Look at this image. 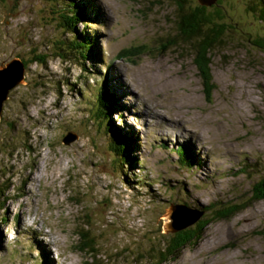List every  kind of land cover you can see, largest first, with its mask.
Wrapping results in <instances>:
<instances>
[{"label":"rangeland","instance_id":"rangeland-1","mask_svg":"<svg viewBox=\"0 0 264 264\" xmlns=\"http://www.w3.org/2000/svg\"><path fill=\"white\" fill-rule=\"evenodd\" d=\"M77 1L94 41L85 62L57 49L70 37L59 0H0V67L28 63L0 115V189L10 184L0 195V264H155L171 204L214 201L243 206L164 264H264V199L251 197L264 174V49L253 44L264 40L261 5L219 0L225 31L207 98L188 43L168 45L178 34L171 0ZM106 78L121 113L111 120L135 136L134 174L94 116ZM180 145L198 164L177 161ZM80 227L98 256L77 248Z\"/></svg>","mask_w":264,"mask_h":264},{"label":"trees","instance_id":"trees-1","mask_svg":"<svg viewBox=\"0 0 264 264\" xmlns=\"http://www.w3.org/2000/svg\"><path fill=\"white\" fill-rule=\"evenodd\" d=\"M174 4L173 20L176 23L178 34L173 37H168V45L174 46L177 39L181 42L188 43L190 47V54L200 77L201 85L205 96L208 98L215 89V84L212 79L210 64L212 62V55L219 47L222 41V33L225 31L224 25L220 20L223 18L222 13L217 8L219 0L211 6H201L193 0H171ZM61 7L66 6L59 13V24L70 37L65 39L63 46H57L61 55L63 53L74 54L80 57L83 62L91 59L93 56L94 41L86 34L84 26L88 23L84 17V5L77 0H59ZM256 4H260L259 15L260 19L264 20V0H257L254 4L249 5L250 10L256 12ZM213 8L212 11L210 9ZM83 26L79 27L78 24ZM167 41V42H168ZM254 45L261 46L264 49V40L255 39ZM167 44L164 49L166 50ZM141 46H133L131 49L122 50L127 52V56H132ZM65 52H64V51ZM130 51V52H129ZM91 57V58H90ZM20 59V58H19ZM23 61L25 67L27 61ZM32 62L45 63L46 57L43 55H34ZM106 81L101 82L96 96H95V111L94 116L98 121L104 124L109 137V148L117 158L122 160V165L130 167L132 174H134L135 157L131 155L134 145V134L131 130H126V134L120 129L116 128L111 116L113 113L121 114L120 108H117L115 97L111 93ZM177 160L182 165L193 167V153L186 148L185 145L177 146ZM244 166H246L244 164ZM10 188V184L6 185L3 190L0 189V195L6 193ZM251 197L257 200L264 199V174L260 177L251 188ZM222 201H214L207 205H198L195 207L198 211L207 212L208 216H202L193 225H190L182 230L168 233L161 243L155 248L157 253H153L155 264H164L170 259H174L184 247L197 242L203 235L204 228L212 221L231 218L240 209L242 203H225L221 205ZM188 206V205H187ZM3 207V206H1ZM190 207V206H188ZM4 216L0 217V222H5ZM87 224V223H85ZM87 228V227H86ZM78 249L83 253L91 254V256H98L93 237L87 232L85 228L80 227L78 230ZM43 253V252H42ZM43 256L48 258V255ZM53 264V263H52Z\"/></svg>","mask_w":264,"mask_h":264},{"label":"water","instance_id":"water-1","mask_svg":"<svg viewBox=\"0 0 264 264\" xmlns=\"http://www.w3.org/2000/svg\"><path fill=\"white\" fill-rule=\"evenodd\" d=\"M217 0H196L201 6H211ZM25 65L19 58L8 61L4 66L0 67V115L4 101L7 99L11 89L23 82L25 78ZM74 134L64 135L62 143L69 145L75 139ZM203 214L188 207L184 203H172L168 212L170 222L166 225L167 232H176L190 225H193Z\"/></svg>","mask_w":264,"mask_h":264},{"label":"bare ground","instance_id":"bare-ground-1","mask_svg":"<svg viewBox=\"0 0 264 264\" xmlns=\"http://www.w3.org/2000/svg\"><path fill=\"white\" fill-rule=\"evenodd\" d=\"M37 243H38V241H37ZM44 248H45V246H44ZM42 250V247H40V251ZM45 250H47L46 248H45ZM42 252L44 253V255H46V253L42 250ZM48 259H49V255H48Z\"/></svg>","mask_w":264,"mask_h":264}]
</instances>
